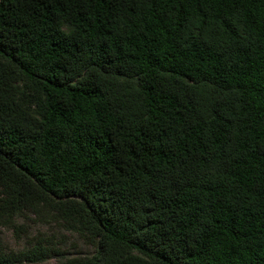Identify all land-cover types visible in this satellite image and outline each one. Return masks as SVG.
<instances>
[{
    "label": "trees",
    "instance_id": "obj_1",
    "mask_svg": "<svg viewBox=\"0 0 264 264\" xmlns=\"http://www.w3.org/2000/svg\"><path fill=\"white\" fill-rule=\"evenodd\" d=\"M29 215L95 248L59 264H264V0H0V227Z\"/></svg>",
    "mask_w": 264,
    "mask_h": 264
},
{
    "label": "rangeland",
    "instance_id": "obj_2",
    "mask_svg": "<svg viewBox=\"0 0 264 264\" xmlns=\"http://www.w3.org/2000/svg\"><path fill=\"white\" fill-rule=\"evenodd\" d=\"M33 215L28 219L18 218L17 223H25L27 233L11 228L0 227V244L5 251H21L30 247L35 238H41L46 244L57 248L61 255L52 256L41 264H59L63 259L73 256H90L95 248L86 244L76 233L69 232L54 223H42Z\"/></svg>",
    "mask_w": 264,
    "mask_h": 264
}]
</instances>
